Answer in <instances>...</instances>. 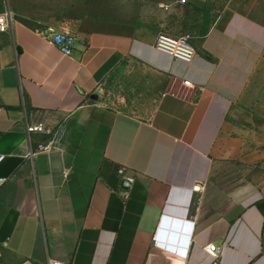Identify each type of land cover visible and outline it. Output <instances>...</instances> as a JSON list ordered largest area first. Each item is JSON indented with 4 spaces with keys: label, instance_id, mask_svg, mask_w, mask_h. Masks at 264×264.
Instances as JSON below:
<instances>
[{
    "label": "crops",
    "instance_id": "crops-1",
    "mask_svg": "<svg viewBox=\"0 0 264 264\" xmlns=\"http://www.w3.org/2000/svg\"><path fill=\"white\" fill-rule=\"evenodd\" d=\"M99 5L41 0L0 32V264H213L210 244L219 264H264V116L248 95L264 19L241 0ZM45 26L74 36L71 56ZM160 34L190 36L194 60L157 51Z\"/></svg>",
    "mask_w": 264,
    "mask_h": 264
},
{
    "label": "built area",
    "instance_id": "built-area-1",
    "mask_svg": "<svg viewBox=\"0 0 264 264\" xmlns=\"http://www.w3.org/2000/svg\"><path fill=\"white\" fill-rule=\"evenodd\" d=\"M5 2V11L0 15V32L6 33L11 30L14 24V13L9 8L7 0H3ZM178 4H186L187 0H176ZM35 33L51 42L52 45L57 47L64 56H71L73 53V49L75 46V38L74 36L67 30L57 28L55 26H45V27H37L35 29ZM155 48L157 51L166 54L168 56L173 57L174 59L184 62L186 64H190L195 56L196 50L194 46L191 44L190 36L183 37H172L167 34H160L157 38ZM189 85V83H186ZM47 132V128L43 123H38L34 125L27 126L28 135L32 134H44ZM53 144L49 142L47 144H42L38 146V151H45L52 149ZM5 156L0 155V164L4 161ZM119 176L122 179L121 185V196L124 201H127L130 197L131 190L133 187L134 179L125 177V170H119ZM6 179L0 178V188L3 187L6 183ZM202 187L200 185L193 188L194 192H200ZM188 226V232L191 228ZM154 242L157 246L164 248L165 250L178 255V256H187V250L183 248L185 243H182L181 246H172L167 243H163L159 236H156ZM207 254L212 257L215 261L213 264H219L218 258L220 254V249L216 246V244H210L205 248ZM47 264H61L60 262L49 260Z\"/></svg>",
    "mask_w": 264,
    "mask_h": 264
},
{
    "label": "rangeland",
    "instance_id": "rangeland-1",
    "mask_svg": "<svg viewBox=\"0 0 264 264\" xmlns=\"http://www.w3.org/2000/svg\"><path fill=\"white\" fill-rule=\"evenodd\" d=\"M9 1V0H8ZM8 3V6L17 14L22 15L25 12H32L34 10L38 9L37 4L41 0H11ZM45 1V0H43ZM81 4H89L90 2L96 6V8H99V4L103 2V0H79ZM154 2H159L161 4H166L171 2L172 0H151ZM227 1V0H224ZM243 4H246L249 6L252 10H254L255 14L254 16H257L261 20L264 19V0H241ZM253 16V17H254ZM250 104L252 105V109L256 111V113L260 114V116H264V56L261 61V64L258 68L257 74L251 81V84L249 86L248 91ZM253 103V104H252ZM4 254L0 250V257H2ZM12 261V260H11Z\"/></svg>",
    "mask_w": 264,
    "mask_h": 264
},
{
    "label": "water",
    "instance_id": "water-1",
    "mask_svg": "<svg viewBox=\"0 0 264 264\" xmlns=\"http://www.w3.org/2000/svg\"><path fill=\"white\" fill-rule=\"evenodd\" d=\"M180 228H181V223L178 221L165 220L163 223V229L169 231L168 236L173 241L178 239V233L180 231ZM164 234L166 235V232H164Z\"/></svg>",
    "mask_w": 264,
    "mask_h": 264
}]
</instances>
